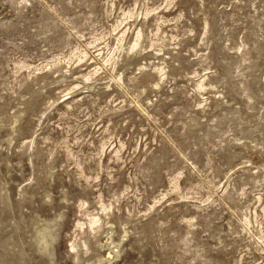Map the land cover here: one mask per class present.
<instances>
[{
	"label": "rangeland",
	"instance_id": "1",
	"mask_svg": "<svg viewBox=\"0 0 264 264\" xmlns=\"http://www.w3.org/2000/svg\"><path fill=\"white\" fill-rule=\"evenodd\" d=\"M0 264H264V0H0Z\"/></svg>",
	"mask_w": 264,
	"mask_h": 264
}]
</instances>
